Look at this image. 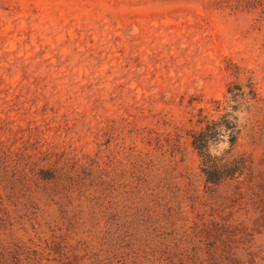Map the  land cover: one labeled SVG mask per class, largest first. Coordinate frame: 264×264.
Instances as JSON below:
<instances>
[{
  "label": "rangeland",
  "instance_id": "rangeland-1",
  "mask_svg": "<svg viewBox=\"0 0 264 264\" xmlns=\"http://www.w3.org/2000/svg\"><path fill=\"white\" fill-rule=\"evenodd\" d=\"M0 264H264V0H0Z\"/></svg>",
  "mask_w": 264,
  "mask_h": 264
},
{
  "label": "clouds",
  "instance_id": "clouds-1",
  "mask_svg": "<svg viewBox=\"0 0 264 264\" xmlns=\"http://www.w3.org/2000/svg\"><path fill=\"white\" fill-rule=\"evenodd\" d=\"M203 85L204 82L202 80L197 81V87H203ZM233 104H235V101H233L232 105L227 109V113H230V115L227 116V120L229 123H234L235 128L239 129L241 126L247 124L248 119L250 118V112L248 111L247 106H241L236 110H233ZM234 117L237 119H233ZM219 120L220 117H217L216 121ZM233 131V129L226 128L224 124H219V127L216 129L218 135L215 140H207V148L205 149L206 153L212 158L223 157L227 150H229L231 147L229 139L230 136L233 135Z\"/></svg>",
  "mask_w": 264,
  "mask_h": 264
},
{
  "label": "trees",
  "instance_id": "trees-1",
  "mask_svg": "<svg viewBox=\"0 0 264 264\" xmlns=\"http://www.w3.org/2000/svg\"><path fill=\"white\" fill-rule=\"evenodd\" d=\"M212 125L214 124L206 123L202 129L191 134V144L201 159V170L206 176V180L209 182H215L222 174L236 170L234 167L233 169H231V167L222 169L221 167H217L216 164L211 166L214 168L208 169L207 165L209 164L210 156L206 153L205 149L207 148V140L212 134L216 133V129ZM230 142H234L233 136L230 137Z\"/></svg>",
  "mask_w": 264,
  "mask_h": 264
}]
</instances>
